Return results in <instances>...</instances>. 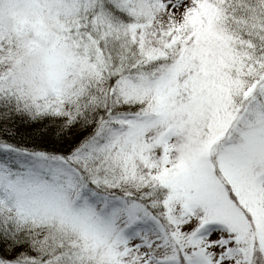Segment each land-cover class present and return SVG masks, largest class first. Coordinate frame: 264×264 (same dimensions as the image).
Masks as SVG:
<instances>
[{
    "label": "snow or ice",
    "instance_id": "1",
    "mask_svg": "<svg viewBox=\"0 0 264 264\" xmlns=\"http://www.w3.org/2000/svg\"><path fill=\"white\" fill-rule=\"evenodd\" d=\"M0 264H264V0H0Z\"/></svg>",
    "mask_w": 264,
    "mask_h": 264
}]
</instances>
